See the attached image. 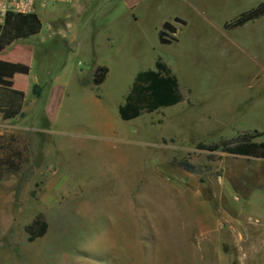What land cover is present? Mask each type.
<instances>
[{
  "label": "rangeland",
  "instance_id": "obj_1",
  "mask_svg": "<svg viewBox=\"0 0 264 264\" xmlns=\"http://www.w3.org/2000/svg\"><path fill=\"white\" fill-rule=\"evenodd\" d=\"M129 1L44 4L38 33L0 52L42 97L25 117L0 114V264H264V160L196 149L253 133L264 144V16L223 27L264 0ZM164 24L175 33L162 41ZM157 60L181 100L121 121ZM36 219L46 231L28 242Z\"/></svg>",
  "mask_w": 264,
  "mask_h": 264
},
{
  "label": "trees",
  "instance_id": "obj_2",
  "mask_svg": "<svg viewBox=\"0 0 264 264\" xmlns=\"http://www.w3.org/2000/svg\"><path fill=\"white\" fill-rule=\"evenodd\" d=\"M261 16H264V2L252 10L242 13L238 18L223 27L225 29L240 27ZM39 28V21L34 14L7 17L4 24L0 26V52L16 40L36 35ZM165 37L167 35L163 32L158 34V38L162 41ZM105 74V68L96 69L93 74V84L95 86L101 84ZM33 92L35 93V88H33ZM180 100L176 79L170 74L165 65L157 60L154 62V70L139 72L134 77L130 91L124 98L123 105L117 107L118 118L121 121L132 120L140 112L151 113L159 108L173 106ZM20 103L21 97L11 92L10 84L0 82V113L16 109ZM259 137V133L242 134L220 144L208 146L198 144L196 149L210 153L219 151L232 156L264 160V144L255 142V139ZM172 164L186 172H196V168L185 160L173 161ZM25 230L28 234L26 239L30 242L44 235L46 224L36 219Z\"/></svg>",
  "mask_w": 264,
  "mask_h": 264
},
{
  "label": "crops",
  "instance_id": "obj_3",
  "mask_svg": "<svg viewBox=\"0 0 264 264\" xmlns=\"http://www.w3.org/2000/svg\"><path fill=\"white\" fill-rule=\"evenodd\" d=\"M141 1L142 0H130L127 3V7L131 8V6H134L135 4ZM174 33H175V29H174ZM169 35L171 34H168L167 36L169 37ZM164 39L166 40L167 38ZM28 72H29L28 67L24 62H20L16 58L11 59V57L9 56H6V58H0V82L10 84L11 92L21 97V103L16 109L10 112L0 113V114H5L4 117H25L26 114H28L30 107L34 106L35 105L34 103H36V101L42 98L40 95V91L36 90L35 93L33 92V88L38 89L40 83L30 85V92L28 93V87H29L27 86ZM59 95H60V89L55 87L48 89V91L46 92L47 98L45 99V101L42 100L43 104H41L40 106L42 117H45L46 121H49L51 117H53ZM249 159L261 161L259 159H253V158H249ZM119 187L120 189H118V192L116 194H124L126 185L121 182V186ZM91 199L96 201L108 200L106 196L101 198L94 197Z\"/></svg>",
  "mask_w": 264,
  "mask_h": 264
},
{
  "label": "built area",
  "instance_id": "obj_4",
  "mask_svg": "<svg viewBox=\"0 0 264 264\" xmlns=\"http://www.w3.org/2000/svg\"><path fill=\"white\" fill-rule=\"evenodd\" d=\"M76 0H0V26L9 16L35 15L37 7L47 3H70Z\"/></svg>",
  "mask_w": 264,
  "mask_h": 264
},
{
  "label": "water",
  "instance_id": "obj_5",
  "mask_svg": "<svg viewBox=\"0 0 264 264\" xmlns=\"http://www.w3.org/2000/svg\"><path fill=\"white\" fill-rule=\"evenodd\" d=\"M173 23H178V21L177 20H174ZM162 30L164 32H166L167 34H173L174 33V28L172 27L171 24H164L162 26Z\"/></svg>",
  "mask_w": 264,
  "mask_h": 264
}]
</instances>
